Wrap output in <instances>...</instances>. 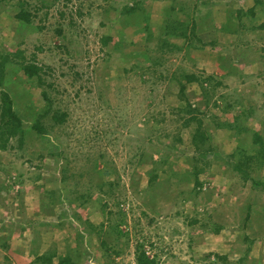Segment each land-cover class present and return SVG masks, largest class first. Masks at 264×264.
Masks as SVG:
<instances>
[{
	"label": "rangeland",
	"instance_id": "1",
	"mask_svg": "<svg viewBox=\"0 0 264 264\" xmlns=\"http://www.w3.org/2000/svg\"><path fill=\"white\" fill-rule=\"evenodd\" d=\"M19 1L28 4L29 23L16 15ZM173 1L0 0V50L20 62L34 58L53 84L45 86L52 101L41 134L31 126L47 108L41 88L22 70H6L4 89L27 118L22 143L13 138L0 149V244H9L8 252L0 246V264L12 253L22 264L30 262L54 246L58 254L84 248L79 264H136L138 242L150 256L157 254L158 264H236L240 256L244 264H264V190L243 182L233 161L225 162L237 140L216 124L239 115L245 126L264 131V0H178L194 18L197 38L173 36L169 42L179 49L161 53L157 38L166 11H177L169 9ZM135 2L132 14L121 13ZM147 13L151 39L144 19L138 24ZM103 36L111 38L102 43ZM153 58L159 60L156 73L147 71ZM183 71L224 84L212 93L210 83L205 89L196 81L187 84V97L200 111L184 128L177 121L176 107L184 103L175 81ZM227 103L233 106L225 111ZM56 109L66 112L62 123L50 118ZM197 123L216 146L208 164L194 159ZM178 133L181 141L174 139ZM241 137L252 150V136ZM193 163L202 167L199 180L206 186L194 196ZM257 171L251 174L264 177V165ZM107 182L114 183L111 190ZM120 216L123 236L108 226ZM76 217L97 230L102 224V238L120 253L104 255L98 236L88 235ZM40 226L53 236L35 234ZM80 230L87 234L82 240L75 236ZM17 259L12 263L21 264Z\"/></svg>",
	"mask_w": 264,
	"mask_h": 264
},
{
	"label": "trees",
	"instance_id": "2",
	"mask_svg": "<svg viewBox=\"0 0 264 264\" xmlns=\"http://www.w3.org/2000/svg\"><path fill=\"white\" fill-rule=\"evenodd\" d=\"M206 1V0H205ZM141 2V0H140ZM175 2V5H170L169 9L176 11L175 14H171L170 12L166 11L167 17H165L164 25L161 26L160 33L157 38V49L158 52L161 53H166L168 51H172L178 46L176 44H172L169 42V38L171 37H179V38H184L185 40H193V38H197L195 36V27H196V22L194 18L190 15V12L186 10V5L185 3H182L181 5L178 4V0H174L173 3ZM20 9L18 13L16 14L17 17L27 23L31 20V11L28 9V4L25 1H19ZM139 3H133V4H126L121 8V13L122 14H132V11H135L138 8ZM176 9V10H175ZM171 11V12H174ZM250 16L252 19L256 16L254 8L249 9ZM77 13L81 15L80 9L77 10ZM62 15L64 12L61 13ZM149 14H145L144 17L138 19V24L140 25V19H144L142 23V28L144 29V33L148 34L149 39H151L152 36V28L148 24L149 21ZM183 15V16H182ZM173 16V17H171ZM205 16V13H204ZM140 25V26H141ZM226 24L221 22V28L224 30H227ZM260 27L264 28V22L259 25ZM190 30V31H188ZM61 31L59 30V33ZM111 37L109 36H103L101 38L102 43H106L108 39ZM199 39V38H198ZM200 41H202L200 39ZM216 42L215 40L212 41V44L214 45ZM204 44V42L202 43ZM189 46V45H188ZM179 49V48H178ZM14 55H19V53H16ZM34 57V56H33ZM159 63L158 58H153L151 66H147V71L150 73H156L155 71L157 70V64ZM138 67V66H136ZM151 67V68H150ZM7 68H12V69H17V70H22L26 77L28 78L29 81L33 82L34 85H37L40 87V93L44 101L46 102L47 108H45L44 112L41 114V116L36 117L33 119V122L31 126L38 132V133H43V128L44 126V119L47 115L50 113V103L52 99L48 95V91L45 88L47 86L48 88H52L53 84L52 83H47L44 77V74L47 72V70L44 69V67L40 64H37L35 59L32 58L31 61H26L25 57L22 56V61H17L13 57H11L10 54H7L3 51L0 50V149L1 150H6L9 147V142L13 138H17L19 141V144L22 143V138L23 134L25 132V121H26V116L20 112L17 108L14 106L13 99L10 95L9 92H7L4 89V83H5V75H6V70ZM50 69V68H48ZM142 69V68H141ZM145 73V72H144ZM158 78H163L164 76L161 75L160 72L157 73ZM176 82L178 83V95L180 96L181 101L184 104H180L177 109V116H178V123L179 126L182 128L186 127L189 125V121L193 120L195 112H199V106L197 103L191 101L187 97V92H186V86L187 84L191 83L192 81L198 82L202 88L203 84H208L212 86L211 92H214L217 87H220L223 84V82L214 80V77L212 75H209L205 78H199L197 74L189 71H183L179 72L178 76L175 78ZM214 80V82H213ZM205 89V88H204ZM206 91V90H205ZM211 98V94H209L205 100L204 104H206L205 107H207L209 104V100ZM216 103V102H215ZM214 103V104H215ZM227 108H224L223 110H227L228 108L232 107L233 105L230 103H227L225 105ZM53 111V110H51ZM24 112V111H23ZM29 113L35 114L32 111H29ZM186 115H190L186 117ZM66 117V112H61L59 109L54 110V112L50 115V118H52L54 121L57 123H62L65 120ZM245 118V117H244ZM242 116H233L232 119H228L224 122H218L216 121V124L221 127L224 130L232 131L235 133V139L237 140L235 148L230 152L225 157V162L227 164L231 163L232 161V168L234 171L240 173V176L243 182H246L250 180V183L254 188L264 190V177L261 175H255L253 176L251 173L254 171H257L259 167L264 165V157H258L257 158V152H260L259 155H263L264 151V136L262 135L264 131H258L254 130L250 126H245L242 121L244 120ZM43 120V121H42ZM242 133H248L252 136V150H249L245 145L242 143L245 141L241 135ZM192 142L197 148L198 153L194 156V159L203 162L204 164H208V155L211 153L213 156L216 154L215 152V144L212 142V138L208 132L204 130L202 127V123H197L195 126V129L192 131ZM175 140L181 141V134L178 133L175 138ZM248 151H252L253 155L248 153ZM56 154H58L56 152ZM167 155V154H166ZM219 156V155H217ZM220 158V157H219ZM221 159V158H220ZM256 161V162H255ZM255 162V163H254ZM252 163V164H251ZM191 172H189V176H192L193 178V196L194 195H200L203 189L206 187L203 182L199 180V174L201 171H203L201 168L197 165V163H193L191 166ZM258 172V171H257ZM256 173V172H254ZM153 176L150 179V184L154 181V179L157 177L156 173L152 174ZM180 176V174H178ZM189 176L185 175L186 178H189ZM263 177V178H262ZM104 184V183H103ZM104 185H107L108 188L111 190L112 185L114 183L112 182H107ZM95 187L99 189L101 192L103 188L102 184H95ZM90 187L88 186L86 188L87 194H88V199L91 198V192H90ZM98 191V192H99ZM98 194H101V193ZM81 196L84 198V195L81 194ZM55 198V196H54ZM54 198L50 199L51 201H54ZM83 200V201H82ZM84 199H81L80 203H83ZM54 203V202H53ZM63 209L60 210L59 216L63 214ZM125 216L122 218V216L119 217L118 221L115 222L114 224H109L108 226L116 232L117 236H123L124 232L118 230V226L124 222ZM76 219L83 224H86L88 229H85L84 231L89 235L90 233H94L95 235L98 236L100 239L99 244L100 248L103 250V254L106 255L109 258H112L115 255H118L120 252L116 250L115 247L109 246V244L102 238L103 236V225L101 224L98 230L93 227L92 224H90V221L87 219H81L80 217H76ZM191 221L194 223H198L199 221L195 218L191 219ZM45 222H41L40 224H44ZM44 225H51V224H44ZM218 226H216V231H218ZM33 229V228H32ZM38 229V228H37ZM84 233V232H82ZM82 233L76 232L75 236L80 237L79 239H83L84 235ZM85 234V233H84ZM39 237L36 236L33 240V243L37 242V239ZM247 238V237H246ZM253 237L249 236V239H252ZM248 239V238H247ZM254 242V238L252 239ZM0 246L2 249L6 250L8 252L9 249V244L7 240H4ZM54 246V245H53ZM55 247V246H54ZM51 247L48 250L42 252L41 254H36L30 262H23V264H35V263H41V264H79V253L84 250L79 249L77 252L73 249V253L70 251V253L65 252L62 254H58L57 250ZM35 250L32 248V253H34ZM83 252H86L84 250ZM87 253V252H86ZM7 255V254H6ZM218 259H223L222 256L216 255ZM23 257V256H22ZM5 263L6 264H13L12 259H17V255L13 253L10 256H5ZM54 259H56V263H54ZM245 259V256H240L237 259L236 264H244L243 260ZM135 260L136 264H158V256L157 254L154 255H149L147 251L145 250L143 243L138 242L136 243L135 247ZM17 262L21 263L19 259H17ZM22 264V263H21ZM213 264V262L209 263Z\"/></svg>",
	"mask_w": 264,
	"mask_h": 264
},
{
	"label": "crops",
	"instance_id": "3",
	"mask_svg": "<svg viewBox=\"0 0 264 264\" xmlns=\"http://www.w3.org/2000/svg\"><path fill=\"white\" fill-rule=\"evenodd\" d=\"M207 20H208V19H207ZM245 74H246V73H245ZM27 227H28V228L30 227L29 229H32V224H31L30 221H29ZM38 231H39V232H36L35 234H37V235L41 234L42 236H53V231H50V232L48 233L49 230H47V228H46L45 226H40V227L38 228Z\"/></svg>",
	"mask_w": 264,
	"mask_h": 264
},
{
	"label": "clouds",
	"instance_id": "4",
	"mask_svg": "<svg viewBox=\"0 0 264 264\" xmlns=\"http://www.w3.org/2000/svg\"><path fill=\"white\" fill-rule=\"evenodd\" d=\"M80 231H81V230H80ZM81 233H82V231H81ZM75 234H76V233H75ZM82 234H83L84 236H86V235H87L86 233H85V234H84V233H82Z\"/></svg>",
	"mask_w": 264,
	"mask_h": 264
}]
</instances>
